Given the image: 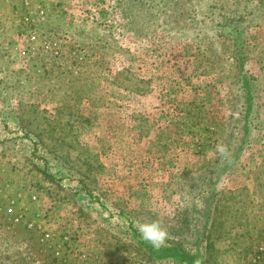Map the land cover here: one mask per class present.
Masks as SVG:
<instances>
[{
	"label": "rangeland",
	"instance_id": "374dc122",
	"mask_svg": "<svg viewBox=\"0 0 264 264\" xmlns=\"http://www.w3.org/2000/svg\"><path fill=\"white\" fill-rule=\"evenodd\" d=\"M54 13L49 51L45 19L0 29V264H264V0ZM193 210L211 248L171 252ZM157 219L160 249L137 231Z\"/></svg>",
	"mask_w": 264,
	"mask_h": 264
},
{
	"label": "crops",
	"instance_id": "0c3cea01",
	"mask_svg": "<svg viewBox=\"0 0 264 264\" xmlns=\"http://www.w3.org/2000/svg\"><path fill=\"white\" fill-rule=\"evenodd\" d=\"M9 1L10 0H0V29L1 31H5L6 36V33L10 28L12 29L10 31V33L12 34L11 36H15L17 32L18 22L15 19V16L13 14V8L12 5H10ZM15 2L19 3V0H16ZM69 2L70 0H28L29 8L32 11H36L37 9H40L42 7H44V9L48 11L46 14V18L43 22V27L45 29L44 32H47L49 30L51 32V30L54 29V25L56 24V19H54V17L57 15V13H54V11L57 10L58 12H61V9L66 8V4L69 5ZM74 8L80 9L81 6H76L75 4ZM61 30L64 31V33H62L60 36L65 37L66 30L63 28ZM47 33V36L49 37V32Z\"/></svg>",
	"mask_w": 264,
	"mask_h": 264
},
{
	"label": "trees",
	"instance_id": "16d2710c",
	"mask_svg": "<svg viewBox=\"0 0 264 264\" xmlns=\"http://www.w3.org/2000/svg\"><path fill=\"white\" fill-rule=\"evenodd\" d=\"M216 164H219L216 162ZM216 169V171L218 172V169L216 167H214ZM211 175V174H210ZM209 173L206 174V176L204 177V179L202 181H199V183L203 184L204 186H207L211 183L212 178H208ZM214 176V175H212ZM194 187V184H192L191 188ZM209 193L212 195L211 193V188H209ZM215 196L212 195L209 196L208 198H203L202 200H205V203L208 204L210 202V200H212ZM192 208H195V205H192ZM193 213L194 210L189 212L187 211L188 217L184 219V223H183V228H182V237L178 240L177 244H175L174 242H168L171 246V252H173L174 250H176L177 248H186L184 245L185 244H190L189 246H195V247H201L205 250H209L212 246V240L211 237L209 235V231L207 230L208 226L212 223V221L209 223L210 217L209 216H202V220L200 219V225L198 226V224H195V219H193ZM211 242V243H210ZM177 246V247H175ZM187 249V248H186Z\"/></svg>",
	"mask_w": 264,
	"mask_h": 264
},
{
	"label": "clouds",
	"instance_id": "9594fccd",
	"mask_svg": "<svg viewBox=\"0 0 264 264\" xmlns=\"http://www.w3.org/2000/svg\"><path fill=\"white\" fill-rule=\"evenodd\" d=\"M215 152L221 162H230L229 157L231 153L227 145L222 143L217 144ZM137 231L141 239L150 244L154 249H160L168 245L170 233L159 219L143 222L138 221Z\"/></svg>",
	"mask_w": 264,
	"mask_h": 264
},
{
	"label": "built area",
	"instance_id": "2783aa9c",
	"mask_svg": "<svg viewBox=\"0 0 264 264\" xmlns=\"http://www.w3.org/2000/svg\"><path fill=\"white\" fill-rule=\"evenodd\" d=\"M24 6V12L23 15L20 19V23L18 22V24H20L21 27V39L22 40H26L29 43H34L38 40V34L36 32V24L38 22V20H44L45 19V11L41 10V11H32L29 8V3L27 0L24 1L23 3ZM47 36V35H46ZM43 42V48L47 51L51 50V41L49 39V37H45V39L42 41ZM9 214L13 213L12 209L8 210Z\"/></svg>",
	"mask_w": 264,
	"mask_h": 264
}]
</instances>
